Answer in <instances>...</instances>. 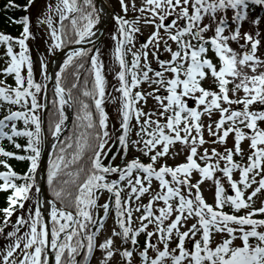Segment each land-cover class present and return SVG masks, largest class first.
<instances>
[{
	"label": "snow or ice",
	"instance_id": "1",
	"mask_svg": "<svg viewBox=\"0 0 264 264\" xmlns=\"http://www.w3.org/2000/svg\"><path fill=\"white\" fill-rule=\"evenodd\" d=\"M118 3L123 15L105 13L96 0L46 3L35 23L47 27V56H63L69 46L76 47L53 75L47 56L40 53L39 80L28 45L36 38L28 14L34 0L22 5L7 0L3 6L25 14L9 17L22 27L18 36L0 32L6 58L0 74L12 76L15 83L0 79V108L5 109L0 117V192L7 193V206L0 208V237L5 240L0 264H90L96 251L98 264H112L117 255V264H134V258L138 264H264V218H254L264 217V202L253 206L257 196H264V53L257 54L264 47V0ZM130 7L139 15L128 18ZM108 15L115 23L111 55L119 65L114 76L118 86H113L118 96L106 91L97 46ZM141 21L152 31L137 49ZM245 24L250 30L242 31ZM232 42L243 51L237 52ZM86 63L91 87L85 79L83 98L75 97ZM206 81L216 90L205 87ZM142 84L151 90L144 91ZM149 99L154 106L146 111ZM106 102L117 104L118 127L111 130ZM49 103L53 110L47 111L45 128ZM66 105L77 108L68 134ZM214 113L218 119H212ZM230 134L233 146L227 147ZM5 140L15 150H8ZM177 143L187 152L185 161L169 165L165 158L175 159ZM206 144L225 147L218 151ZM130 151L140 155L129 159ZM117 156L121 164L113 163ZM13 159L25 163L23 172L9 163ZM205 181L214 186L213 203L203 194ZM110 214L114 227L100 240Z\"/></svg>",
	"mask_w": 264,
	"mask_h": 264
},
{
	"label": "trees",
	"instance_id": "2",
	"mask_svg": "<svg viewBox=\"0 0 264 264\" xmlns=\"http://www.w3.org/2000/svg\"><path fill=\"white\" fill-rule=\"evenodd\" d=\"M7 2V0H0V32H3L5 34H10L12 36H18L20 34V32L22 31V27L20 25L17 24H12L9 20V17H15V18H19L20 16L24 15L25 13L21 12V11H17V10H9V11H5L3 6L4 4ZM17 3L19 4H24L26 3V0H16ZM51 2V3H55L56 0H34V7L29 9V15L33 18V23H32V28L31 30L33 31V33L35 34V39H29L28 40V45L31 51V55L32 58H35L37 56H39L40 53H44L45 54V39L42 38L41 35V31L40 29L37 27L36 23H35V19L36 17L41 13L42 9L45 7L46 3ZM42 29V27H40ZM115 31V27H113V29L111 30V36ZM114 47V42L111 40H108L107 43H105L104 48L101 50L102 52V59L104 61V71L106 70V72L109 71L110 67H113V69H111V78L112 80L118 84V82L116 81V79L114 78L115 76V72L119 70V65L117 63H115L113 61L111 52L112 49ZM16 51H18V47L15 49ZM39 50V51H37ZM3 52H4V48L2 46H0V69H2L3 67L6 66L5 64V60L6 58L3 57ZM127 59L131 60V56L129 54V56L127 57ZM88 67V68H87ZM87 68V69H86ZM89 68L90 65L89 64H85L84 68L80 70L81 75H80V84L82 86L85 87L84 85V81L85 79L88 80V82L92 81V76L89 75ZM2 75V74H0ZM3 76V75H2ZM9 79V82H7V84L15 86L14 84V78L12 76H8L7 77ZM36 78L39 80L40 79V74L37 75L36 74ZM68 78H71L70 80ZM67 81H73V78L71 76V74L68 76ZM70 84V83H68ZM89 87V83L87 85ZM213 90H216V86L215 84H212V86L210 87ZM76 93L78 95H80V89H76L75 90ZM5 107H7L5 105ZM13 110H16V106H13ZM5 114V109L4 108H0V116ZM18 126H22V122L20 125ZM21 143H24L23 139L20 140ZM4 146L8 149V150H15L12 148V146L5 140L4 142ZM9 163L13 166V168L17 171V172H23L25 170V163L24 162H20V161H16V160H10ZM0 170H3V168H0ZM7 195H4L3 193L0 192V208H3L4 206H6L4 204V200L5 197ZM256 218H264L261 216H257ZM12 223L15 222L16 219V214L14 213L13 217L10 218ZM3 221V214L0 213V222ZM3 239V237H0V243L1 240ZM141 242H143V236H141ZM5 244V240L2 242V246Z\"/></svg>",
	"mask_w": 264,
	"mask_h": 264
},
{
	"label": "rangeland",
	"instance_id": "3",
	"mask_svg": "<svg viewBox=\"0 0 264 264\" xmlns=\"http://www.w3.org/2000/svg\"><path fill=\"white\" fill-rule=\"evenodd\" d=\"M138 1H139V2H142V0H138ZM248 30H250V29H249V25L245 24V25L243 26V28H242V31H248ZM208 35H211V33H209ZM262 42H264V41H262ZM240 43H242V42H240ZM231 47H233L237 52H241V51H243V50L240 49L239 46H238L236 43H234V42L231 43ZM261 53H264V47H262V48L258 51V55H260ZM262 58H264V57H262ZM244 70H245V71H250L249 69H244ZM238 94H239V95H242V93H238ZM204 134H205V139H206V140L209 139L207 131H205ZM204 147L210 149V148H212V147H215V145H213V144H206ZM172 151L178 152L179 154L175 156V159L169 158V161H171V162H175V163H176V162H179V161H181V160H185V157H186V155H187V152H186V150H182L180 144L174 146V148L172 149ZM237 179H239V176L237 177ZM155 188H156V186H155ZM202 188H203L204 191H205V195H206V197H207L209 200L213 201V191H214V186L212 185L211 181H205V183L202 185ZM113 227H114V222H110V223L108 224V226H107V229L104 231V233H105L104 237H106L107 235H110L111 229H112ZM120 245H121V242H120L119 238H116V246H117V247H120ZM99 257H100V256H99ZM99 257H98V259H99ZM98 259L96 260V263H95V264H98ZM119 260H120L119 255H117L116 257H114V262H118Z\"/></svg>",
	"mask_w": 264,
	"mask_h": 264
},
{
	"label": "water",
	"instance_id": "4",
	"mask_svg": "<svg viewBox=\"0 0 264 264\" xmlns=\"http://www.w3.org/2000/svg\"><path fill=\"white\" fill-rule=\"evenodd\" d=\"M105 28H106V25H105V27H103V29H105ZM84 46L87 47V45H84ZM74 47H76V46H74ZM60 57H61V55L57 54L56 57H54L53 60L51 61L50 66H49V74L50 75H53V71L55 70L57 63L60 60ZM52 81H53V79L48 81V85H50V82H52Z\"/></svg>",
	"mask_w": 264,
	"mask_h": 264
}]
</instances>
